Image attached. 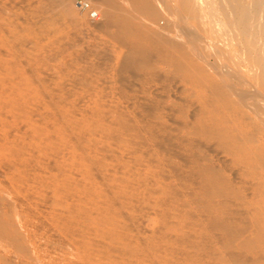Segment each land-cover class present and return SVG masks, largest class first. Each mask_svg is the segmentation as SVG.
Segmentation results:
<instances>
[{"label":"rangeland","instance_id":"rangeland-1","mask_svg":"<svg viewBox=\"0 0 264 264\" xmlns=\"http://www.w3.org/2000/svg\"><path fill=\"white\" fill-rule=\"evenodd\" d=\"M93 1L0 0V264H264V112L229 88L264 99V59L129 56Z\"/></svg>","mask_w":264,"mask_h":264},{"label":"bare ground","instance_id":"bare-ground-1","mask_svg":"<svg viewBox=\"0 0 264 264\" xmlns=\"http://www.w3.org/2000/svg\"><path fill=\"white\" fill-rule=\"evenodd\" d=\"M92 9L90 21L134 41L132 57L264 59V0H94ZM230 78L238 98L264 112L260 94Z\"/></svg>","mask_w":264,"mask_h":264}]
</instances>
